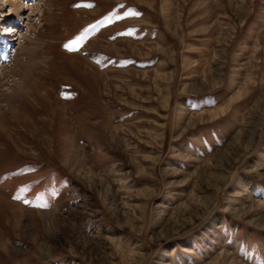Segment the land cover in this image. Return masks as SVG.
<instances>
[{"label": "rangeland", "instance_id": "rangeland-1", "mask_svg": "<svg viewBox=\"0 0 264 264\" xmlns=\"http://www.w3.org/2000/svg\"><path fill=\"white\" fill-rule=\"evenodd\" d=\"M3 55L0 264H264V0H0Z\"/></svg>", "mask_w": 264, "mask_h": 264}, {"label": "bare ground", "instance_id": "bare-ground-1", "mask_svg": "<svg viewBox=\"0 0 264 264\" xmlns=\"http://www.w3.org/2000/svg\"><path fill=\"white\" fill-rule=\"evenodd\" d=\"M10 5L13 7H15L16 8V10H18V14L19 13H21V7H22V5L20 6H18L19 8H17V5L16 4H14V2H11L10 3ZM13 14V15H12ZM8 16V15H7ZM11 16H13L14 17V11L12 12L11 11ZM8 29L10 30V32H9V34H12L13 32L15 33L16 31H17V26H16V24L14 25V26H10V27H8ZM14 29V30H13ZM13 36H15V34L13 35ZM10 42V41H9ZM7 49L9 48V47H6ZM0 58H4V62L7 60V56H5V55H3V56H1ZM2 65H3V63H0V69H1V67H2Z\"/></svg>", "mask_w": 264, "mask_h": 264}, {"label": "snow or ice", "instance_id": "snow-or-ice-1", "mask_svg": "<svg viewBox=\"0 0 264 264\" xmlns=\"http://www.w3.org/2000/svg\"><path fill=\"white\" fill-rule=\"evenodd\" d=\"M118 18H119V17H118ZM78 42H79V41H74L73 43H78ZM65 47L67 48V47H69V45L66 44ZM70 50H74V49H70ZM17 198L19 199V197H17ZM24 202H25V203H28L27 200H25Z\"/></svg>", "mask_w": 264, "mask_h": 264}]
</instances>
